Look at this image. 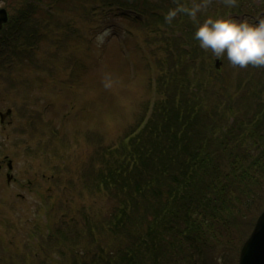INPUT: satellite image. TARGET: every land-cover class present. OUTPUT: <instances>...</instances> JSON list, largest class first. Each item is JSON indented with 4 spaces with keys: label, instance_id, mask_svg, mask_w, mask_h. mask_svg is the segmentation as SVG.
Instances as JSON below:
<instances>
[{
    "label": "trees",
    "instance_id": "16d2710c",
    "mask_svg": "<svg viewBox=\"0 0 264 264\" xmlns=\"http://www.w3.org/2000/svg\"><path fill=\"white\" fill-rule=\"evenodd\" d=\"M63 2L9 0L0 57L7 50L25 55L37 42H49L43 33L60 31ZM100 2L136 9L157 32L159 24L168 25L163 13L175 6L168 0ZM243 7L237 10L250 12ZM172 24L191 49L177 59L170 54L165 68L157 61L158 97L142 129L139 117L115 137L90 126L74 128L65 142L51 122L43 123L41 144L31 153L36 165L53 173L49 192L38 191L45 204L35 211L47 215L48 225L38 217L30 222L29 234L38 241L23 244L11 264H221L229 252L236 257L264 208V68L262 77L230 91L210 62L197 71L196 53L188 62L197 45L188 18ZM73 32L66 23L61 41ZM37 117L33 111L34 122ZM97 202L102 218L93 211Z\"/></svg>",
    "mask_w": 264,
    "mask_h": 264
},
{
    "label": "rangeland",
    "instance_id": "374dc122",
    "mask_svg": "<svg viewBox=\"0 0 264 264\" xmlns=\"http://www.w3.org/2000/svg\"><path fill=\"white\" fill-rule=\"evenodd\" d=\"M87 1L89 0H64L63 8L66 9V11H64L65 13L58 16L59 25L67 23L68 26L69 24L73 25V28L78 31L76 34H70L68 43L74 47V51L77 54V60H73L71 62V65L76 67L77 75L67 79L59 76V81H57L56 84H52L51 80L54 78V76H56L54 72L60 69L63 65H53L49 62V64L45 63L41 66V68L44 70H39V73H31L29 69L32 66L28 62L30 65L24 66V70L20 71L21 73H19V75L22 77L30 76L31 82L29 87H31L30 91L32 96H30V94L28 97L25 95H18L19 90L21 89L17 88L12 93H8V95L0 96V111L4 112L7 108L12 109L13 111L17 110V108L22 105V101L24 103L28 101L25 104L28 105L30 111L33 112L35 110V113L38 111L46 113L45 120L53 123V127L57 128L60 132L59 136L65 138L68 129L67 125L68 123L72 122L76 124L75 128L83 129L85 128L86 124L77 125V123H87L89 128H91L90 126L92 125L93 127L97 128L96 130L103 131L105 130L106 126L111 124L113 118H116L118 115H120L118 118L114 119L113 122L114 128L116 130L118 129L120 132H122L126 129V126L132 124V116H134L136 113L135 108L138 110L141 104H144L145 106L147 99L149 96H151V93H149L148 90V76L146 78V72L144 70L145 63V68L147 69L148 57L155 64L156 73L158 75L157 65L153 56L154 51L150 49L148 45H146L143 29L141 28L140 30L139 28H136V24L133 21V17L135 16L132 13H130V16L128 11L123 12L117 8L110 10L111 7L108 6V10H104L108 12L103 13L100 11L101 9H99V11L93 12L90 20H87L88 16L85 15V11L83 8H79L80 4L85 6ZM251 1L252 3L254 2L256 4L261 3V0ZM8 2L9 0H6L5 4L7 5ZM218 2V7L224 5L222 1L218 0ZM3 3L4 2L0 0V5ZM76 8L78 9L76 10ZM227 16L237 21H254L257 19H248L245 16H235V13L232 12L231 9ZM105 30L109 31V36L106 37L104 44L98 48L95 44V36ZM63 31L64 27H61L57 35L50 33L49 37L56 39L57 36H59ZM182 41L183 42L180 43L178 47H173L172 44H168L169 50L175 59L180 56L181 50L187 51L190 49V44L187 43L188 39ZM41 45L42 49L47 48L48 53L45 54L42 50L38 49L33 53V61L38 67H40L39 64L42 61H44L46 58H49L48 55L51 56L52 50V45L47 42H42L40 46ZM58 46L60 49L63 47L62 45ZM152 48L155 47L153 46ZM121 49H125L126 53L124 51L121 53ZM127 51H130V55L123 58V56L127 55ZM193 54V52H190V55L186 56V58L191 60V56H193ZM55 59L63 60L64 57L60 56L56 57ZM8 60H10V66H7ZM127 61L136 63L138 66L141 64L139 67H137L138 80H136L137 78L135 80L129 79L131 77L128 76L126 68ZM81 63L84 64V67L81 65ZM223 63L224 61H222L221 64V69H223L221 73L224 72V74H229L225 71L230 70L231 66L228 64V62L226 64ZM0 66L4 71L9 73L15 68L16 64L12 59L2 58ZM51 66H53V71L50 69ZM106 73L112 74L118 81L111 89H105L101 82L103 75ZM64 74L65 72H63V75ZM236 74L237 72H233L231 78L235 79ZM61 82H65V84ZM70 83L81 85V87H74L73 85H70V87H67L65 91V86ZM5 88L6 91L9 92V88L7 86ZM26 89L28 90V88ZM75 89L77 92L73 95ZM143 99H145V101H143ZM72 102L74 103V112L72 113L73 115L70 114ZM128 106L132 107L134 111L131 109L129 112L127 110ZM28 108L26 110H28ZM124 113H127L128 115H123ZM65 114H68L66 115L68 117L63 119ZM76 114L81 115L82 120L74 119ZM106 115L109 116L110 120L105 117ZM16 118V114H13L11 118L9 117L7 119L6 126L8 127L3 128L4 126L0 125V160L4 155L9 157L11 156L13 153V145H17L18 148H22L18 152L20 159L22 157L21 152L25 153L26 150H32L29 145L21 144V141L27 137L28 130H31L30 128H28V130H24L22 133L16 134L12 137L10 136L12 129L18 128L22 124H25ZM30 119L32 120V115ZM30 132L31 133L29 137L32 138L33 129ZM23 135L26 136L23 137ZM65 142H68L67 138ZM81 153L83 155L84 151L81 150ZM11 172L13 177L18 178L20 183H17L16 180L11 182V184L5 182L7 170L4 166L0 170V178L4 182V184L0 185V203L4 202V200H6L11 194L27 196L28 202H34V197L30 195V191L25 188V185H23L29 178H32V174H30L23 167V161L20 160L18 162V169H13ZM2 210L3 208L0 206V217L5 216V214L2 213ZM93 211L99 217H103V212L100 208V202H97L96 205H94ZM227 248L230 247L228 246ZM12 252L13 251L9 250L8 247L4 249L5 254H12ZM222 252L223 247L218 252V256H220ZM229 253L230 255L227 258V262L221 264H236L237 257L234 258V255H232L231 252Z\"/></svg>",
    "mask_w": 264,
    "mask_h": 264
},
{
    "label": "clouds",
    "instance_id": "9594fccd",
    "mask_svg": "<svg viewBox=\"0 0 264 264\" xmlns=\"http://www.w3.org/2000/svg\"><path fill=\"white\" fill-rule=\"evenodd\" d=\"M212 0H176L175 6L163 14L164 21L172 25L180 16L187 17L194 27L193 39L204 52L210 53L217 61L226 59L233 68L249 66L264 68V18L255 21L234 20L225 15L208 13ZM228 8L235 7L237 0H222ZM203 17V19H201ZM109 31L95 36V44L101 47ZM105 89H111L117 79L110 73L102 77Z\"/></svg>",
    "mask_w": 264,
    "mask_h": 264
},
{
    "label": "water",
    "instance_id": "95a60500",
    "mask_svg": "<svg viewBox=\"0 0 264 264\" xmlns=\"http://www.w3.org/2000/svg\"><path fill=\"white\" fill-rule=\"evenodd\" d=\"M6 20V11L0 9V28ZM239 264H264V212L258 217L250 237L241 249Z\"/></svg>",
    "mask_w": 264,
    "mask_h": 264
}]
</instances>
